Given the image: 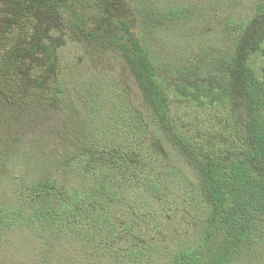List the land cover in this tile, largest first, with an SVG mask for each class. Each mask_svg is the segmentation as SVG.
I'll use <instances>...</instances> for the list:
<instances>
[{
	"label": "trees",
	"instance_id": "1",
	"mask_svg": "<svg viewBox=\"0 0 264 264\" xmlns=\"http://www.w3.org/2000/svg\"><path fill=\"white\" fill-rule=\"evenodd\" d=\"M96 1L0 0V15H5L0 19V116L10 106L24 116L15 140L21 141L23 128L34 123L26 108L35 99H53L72 119L62 103L67 94L81 113L80 123L91 124L89 130L97 122L96 110L107 113L109 107L116 115L107 123L121 130L116 138L99 133L100 146L91 145L84 133L77 137L79 144H66L65 159L74 166L60 180L30 181V198L11 210L26 213L39 240L65 248L67 259L58 258L56 264L77 262L88 245L120 264H264V24L254 25L264 18V2L249 0L237 14L225 16L228 44L181 59L166 56L150 40L164 20L190 24L191 0L157 15L143 12L137 24L116 13L113 28L101 20L92 29L89 13ZM152 1L139 0L141 10L150 9L146 4ZM49 15L51 21L45 18ZM57 21L74 40L89 39L118 51L138 93L134 101L125 89L127 109L117 105L119 96L104 84L91 90L84 71L81 88H64L60 77L52 79L60 65L52 39ZM168 189L177 192L171 195L179 200L175 211L193 232L175 250L166 249V260L146 253L148 248L162 253L149 241L126 250L123 234L133 232L139 220L128 213L120 226L112 220L131 204L127 192L136 194L138 208L160 204L152 216L159 231L168 216L175 218L165 211L172 203ZM7 214L0 213V223Z\"/></svg>",
	"mask_w": 264,
	"mask_h": 264
},
{
	"label": "rangeland",
	"instance_id": "2",
	"mask_svg": "<svg viewBox=\"0 0 264 264\" xmlns=\"http://www.w3.org/2000/svg\"><path fill=\"white\" fill-rule=\"evenodd\" d=\"M97 1L94 10L89 13V23L92 29L95 28V23L101 20H108L113 28L112 20L116 13L127 15L125 20L137 24L136 20L140 23L144 19L143 12L157 15L181 2V0H153L152 5L146 4L150 6V9L143 11L144 9L141 10L142 4L138 3L139 0ZM248 1L191 0L187 4L193 12V19H190V24L173 21L174 25H171L172 23L164 20L153 30L151 45L155 49L159 45L166 56L174 55L181 59L188 57L192 52H200L208 46L211 48L223 47L227 43L224 37L227 34V29L224 27L225 16L234 12L237 14ZM257 2H264V0H257ZM2 6L0 3V8H3ZM100 10L101 12L96 16ZM4 16L0 15V19ZM45 18L48 21L52 20L50 15ZM262 24H264V18H259L257 24L254 25ZM56 27L59 29H52V39L58 46L60 65L57 67L59 68L58 76L53 74L51 75L53 76L52 79L59 81L60 77L62 81H65L60 82L64 88H66V84L81 88L83 86L82 79H84L82 72L84 71L90 76V78L85 79L87 82L91 81V90L96 88L97 83L104 84L105 88L108 87V90L116 95L115 98L119 96L117 105H122L127 109L130 104L125 95L133 94L135 101L138 98V93L135 83L128 77L127 71L125 72L127 64L118 51L114 50L112 46L102 48L100 44L89 39L74 40L70 37L72 35L70 32L61 29L62 22L60 21H57ZM54 30L55 32H53ZM86 63L88 64L87 67ZM127 84H130L131 87H128ZM49 86L51 87V85ZM125 89L128 90L126 94ZM66 90L71 92L70 88ZM62 99V103L65 102L64 104L72 113V119L68 120L69 114L67 112L59 111L53 99L50 101L56 105L54 107L47 99L42 98L41 101L35 99L26 108L30 119L35 124L32 123L28 129L23 128L21 135H19L21 141H16V135L13 133L20 128L24 121L22 113L18 108L12 106L4 108L3 114L5 116L1 113L0 213L7 214L6 212H8L9 215L7 214V217L0 223V264H56L58 258L67 259V252L65 248L61 247V244L53 247L39 240L36 237L34 227L28 223L29 219L26 213L11 210V208L28 201L30 194L26 189L30 181H38L50 176H54L58 180L62 179V172L74 166L73 161H66L65 159V145H69L72 140H76V144H79L77 137L81 136L82 133H84V139H87L91 145L96 144L98 146L101 145L103 139L102 135L97 139L101 132L110 133L115 138L121 135L120 129L107 123L112 121L116 115L112 107L107 109L110 111L106 110L107 113L105 111L100 113L96 110L97 119L95 118V120L97 122L89 130L88 125L91 124L80 123L82 116L79 109L76 106L74 109V106L69 104L71 102L70 95H64ZM104 142L110 141L106 139ZM60 151H63V155L59 154ZM127 193L131 204L121 207L112 223L115 226H120V218H125L127 213L134 214L139 221L133 232L123 234L126 240L123 246L126 250H135L149 241L152 246H158L162 249V253L161 250L158 252L151 251L150 248L146 250V253L154 254L155 260H166V249L168 252L171 248L175 250L176 244L185 240L193 232L189 229L191 226L185 223L186 220L181 216V212L175 211L174 203L177 207L179 206V200L174 198L177 197V192L174 189L167 190L172 203L164 209L174 213L175 218L168 216L165 223L166 227L159 231L158 223L153 221L152 216L160 211V204L148 208H138L136 194L134 192ZM141 239H143L142 243L140 242ZM117 246L124 250L122 245L117 244ZM88 247L89 245L84 247V252L79 254L77 262L73 264H120L112 263L111 258L105 255L102 249L94 248V245ZM75 257L76 255H73L70 260L73 262Z\"/></svg>",
	"mask_w": 264,
	"mask_h": 264
}]
</instances>
